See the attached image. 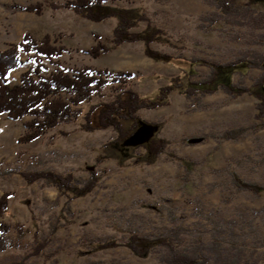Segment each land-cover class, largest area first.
Returning a JSON list of instances; mask_svg holds the SVG:
<instances>
[{"label":"rangeland","instance_id":"374dc122","mask_svg":"<svg viewBox=\"0 0 264 264\" xmlns=\"http://www.w3.org/2000/svg\"><path fill=\"white\" fill-rule=\"evenodd\" d=\"M68 1L0 0V50L20 44L28 34L37 40L59 37L68 53L53 60L57 65L41 58L48 71L60 67L72 74L91 67L112 76L130 73L128 86L146 98H154L160 87L179 75L178 65L146 57L142 43H125L94 59L87 51L96 45V37L109 45L116 21L90 22L71 9L50 7ZM254 1L250 7L240 2L242 7L229 14L212 0L107 4L146 14L152 25L166 32L151 48L175 61L220 65L244 61L233 72H223L221 81L251 87L263 74L254 65L264 61V0ZM38 3L43 4L41 15L22 10ZM145 25L140 23L133 31L140 32ZM34 66V55L21 53L8 82L18 84L21 74ZM192 67V81H204L211 74L208 67ZM114 94L111 85L89 105L111 101ZM169 100L166 107L139 111L145 125L120 146L108 145L116 139L111 128L87 133L80 128L82 120L20 143L25 123L32 118L12 121L0 115V196L11 194L3 220L31 231L22 238L16 230L9 233L0 264H168L164 247L139 258L123 246L97 253L88 246L105 240L124 244L132 233L150 238L171 234L176 251L204 255L209 264H264V195L239 191L231 177L236 174L264 187V127L255 118L256 100L248 95L230 97L220 86L201 99L173 92ZM239 130L238 139L223 138L226 132ZM153 138L166 140L168 146L153 164L135 163L145 153L142 144ZM90 169L97 172L98 185L68 205L52 186L44 181L29 185L20 174L72 173L82 185ZM35 230L41 241L49 239L42 256H32Z\"/></svg>","mask_w":264,"mask_h":264},{"label":"trees","instance_id":"16d2710c","mask_svg":"<svg viewBox=\"0 0 264 264\" xmlns=\"http://www.w3.org/2000/svg\"><path fill=\"white\" fill-rule=\"evenodd\" d=\"M108 0H71L65 5L50 4L53 11L71 9L75 13L90 22H103L109 19L116 21L109 45L96 37L97 43L91 47L87 54L94 59L106 55L125 43H142L144 55L155 62L178 65L179 75L171 78L168 84L158 89L154 98H146L139 95L127 84L130 73L111 75L107 70H95L91 67H83L70 74L58 67L48 71L42 64L41 58L53 63L55 58L68 53V49L59 44V37L50 35L37 40L34 36L25 35L18 45L9 46L6 50H0V115H6L9 120L22 121L26 117L32 119L25 123L26 133L19 140L20 143H30L49 130L55 129L61 124L72 123L82 120V131L92 133L96 130L111 128L116 133V139L110 145H123L129 142L136 133L145 125L138 115L141 110H157L170 104V95L173 92L186 98H199L212 94L220 86L230 97L238 98L250 96L256 100L255 118L264 127V61L260 60L254 65L263 71L251 87L241 84H233L230 81H221V74L225 71L233 72L239 65L245 63L238 60L225 65L210 63L207 60L181 59L175 61L170 55L153 51L151 45L157 39L166 36V32L152 25L144 13H138L107 4ZM117 1V0H111ZM220 10L230 13L232 10L241 8L240 2L245 7L256 5L254 0H212ZM25 12L41 15L43 4L38 3L22 8ZM140 23H146V27L140 32H134ZM21 53L33 54L36 66L23 72L20 82L11 85L8 82L9 73L19 67V55ZM56 64L57 63H53ZM194 65L205 66L211 69V74L204 81H192L194 74L191 68ZM189 66L186 69L184 67ZM248 66V65H247ZM115 86L113 99L108 102H98L89 105L94 96L101 97L102 92L109 86ZM83 105H89L87 110ZM243 131V130H242ZM239 131H228L223 135L224 139H238ZM168 146L164 139L153 138L142 144L145 153L135 159V163L153 164L162 151ZM22 178L31 185L38 181H44L52 186L59 197L66 198L68 205L73 199L81 198L90 194L98 185L99 177L94 169H90L89 178L78 184L72 173L66 175L51 171L21 172ZM233 184L239 191H247L256 196L264 195V187L247 183L236 174L232 176ZM10 193L0 196V254L7 248V237L12 230H16L18 238H22L26 230L19 224L14 227L7 224L3 217L7 213ZM54 234V230L51 235ZM36 248L32 256H42L49 239L41 241L38 231L33 232ZM174 237L172 235L150 238L132 233L124 244L116 240H105L97 243H89L92 253L119 248L123 246L139 258H147L158 247H164L168 251V264H209L207 257L201 254L187 255L175 250ZM22 264V263H10Z\"/></svg>","mask_w":264,"mask_h":264}]
</instances>
